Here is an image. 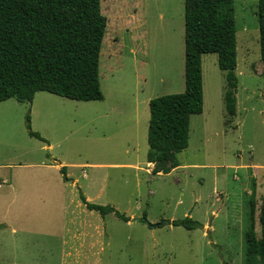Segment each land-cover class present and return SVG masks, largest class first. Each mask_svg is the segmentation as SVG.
Instances as JSON below:
<instances>
[{
	"label": "rangeland",
	"instance_id": "obj_1",
	"mask_svg": "<svg viewBox=\"0 0 264 264\" xmlns=\"http://www.w3.org/2000/svg\"><path fill=\"white\" fill-rule=\"evenodd\" d=\"M100 2L103 100L40 92L0 103V264H243L251 180L258 238L264 199L257 0H233L234 115L217 55L202 56L203 110L168 174L146 160L149 101L185 90L183 0ZM80 194L129 221L88 211ZM185 217L201 228L171 225Z\"/></svg>",
	"mask_w": 264,
	"mask_h": 264
},
{
	"label": "trees",
	"instance_id": "obj_2",
	"mask_svg": "<svg viewBox=\"0 0 264 264\" xmlns=\"http://www.w3.org/2000/svg\"><path fill=\"white\" fill-rule=\"evenodd\" d=\"M183 4L185 90L149 101L146 160L162 174L179 166L177 155L188 147L190 117L202 113V56L217 55L218 68L225 72V110L230 116L235 113L233 0H183ZM257 23L264 64V0H257ZM106 26L100 0H0V103L11 98L31 101L40 92L76 102L102 101L99 54ZM29 136L43 141L36 133L29 132ZM250 187L242 263L264 264V199L258 238L254 180ZM80 200L88 211L103 218L113 215L129 221L110 206L89 203L82 194ZM171 225L187 231L201 228L189 217Z\"/></svg>",
	"mask_w": 264,
	"mask_h": 264
},
{
	"label": "water",
	"instance_id": "obj_3",
	"mask_svg": "<svg viewBox=\"0 0 264 264\" xmlns=\"http://www.w3.org/2000/svg\"><path fill=\"white\" fill-rule=\"evenodd\" d=\"M22 101H24V102H27L28 104L30 103V100H28V99H23ZM137 221H140V220H138V219H133V220H131L130 222H137ZM145 224H148L147 222H145ZM166 225H169V222L168 221H165V222H163V223H161V224H159V227H163V226H166ZM149 226V225H148ZM150 228H154L155 226H149Z\"/></svg>",
	"mask_w": 264,
	"mask_h": 264
},
{
	"label": "crops",
	"instance_id": "obj_4",
	"mask_svg": "<svg viewBox=\"0 0 264 264\" xmlns=\"http://www.w3.org/2000/svg\"><path fill=\"white\" fill-rule=\"evenodd\" d=\"M61 170V169H60ZM3 228V225L2 224H0V229H2ZM11 233H14V230H11L10 231Z\"/></svg>",
	"mask_w": 264,
	"mask_h": 264
}]
</instances>
